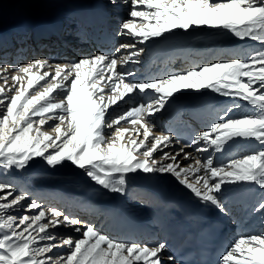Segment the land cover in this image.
<instances>
[{
  "label": "snow or ice",
  "instance_id": "snow-or-ice-1",
  "mask_svg": "<svg viewBox=\"0 0 264 264\" xmlns=\"http://www.w3.org/2000/svg\"><path fill=\"white\" fill-rule=\"evenodd\" d=\"M108 3L114 7L130 4L129 15L141 18L140 25L122 21L120 29L131 37H141V44L154 37L169 39L176 29L187 32L206 26L231 32L240 40L258 42L260 47L247 58L206 64L151 82L129 81L131 73H121L117 68L119 63L138 62L133 57L138 58L141 50L119 58L115 54H96L54 66L46 59L20 66L15 71L23 75L11 77L19 89L9 88L14 91L10 97L0 95V177L23 171L35 158L52 168L67 161L83 170L95 185L123 194L129 173L170 174L198 202L221 213H229L225 206L227 193L242 188L252 191L254 187L261 193L260 199L247 214L264 224V0ZM129 48H135V44H121L115 51ZM41 69H45L42 74ZM2 70L7 72L8 66ZM25 78L27 86L22 83ZM3 80L7 84L8 77ZM36 85L40 87L29 93ZM184 89H209L235 100L186 145L196 146L195 151L206 156L165 152L160 160L169 162L160 163L153 154L161 151V145L171 144L173 137L165 133L156 136L144 116L163 112L174 94ZM3 93L5 88L0 86ZM137 95L150 99L111 115L110 106L119 107L121 101L135 103ZM49 120L58 121L49 125L55 136L42 130ZM122 121L139 125L143 131L137 129L135 135L142 138L129 136L127 145L119 143L129 132ZM105 129L112 131L106 133ZM178 156L191 163H180ZM27 199V194L18 192L14 184L0 179V264H164V242L113 240L93 225L61 211L53 210L46 216L36 200L24 203ZM18 210L28 214L14 215ZM60 226L71 228L80 237L52 231ZM65 245L66 253L54 251ZM217 264H264V231L241 233L221 253Z\"/></svg>",
  "mask_w": 264,
  "mask_h": 264
},
{
  "label": "bare ground",
  "instance_id": "bare-ground-1",
  "mask_svg": "<svg viewBox=\"0 0 264 264\" xmlns=\"http://www.w3.org/2000/svg\"><path fill=\"white\" fill-rule=\"evenodd\" d=\"M11 2L13 3L10 5L4 1L0 2V37L4 41L12 36L15 37V40H9L7 45L3 42L0 44L2 46L0 52L5 55L9 54L7 58L0 54V86L5 88V93L0 95L5 97L14 94V91H8L9 88L19 89L20 87L11 77L17 74L23 75V73H17L15 69L39 59H46L54 66L57 63L78 61L82 57L96 54L110 56L115 54L119 58L131 55L132 51L141 50L138 58L133 57V60H138V62L119 63L117 68L121 73H131L128 76L129 81L151 82L194 68L192 61H195V58L198 59L196 67H199L227 62L235 58H247V55L254 53L260 47L258 42L247 38L239 39L231 46L217 41L218 37L204 44H197L196 41L202 38L188 37L191 30L184 32L180 29L174 30L175 35L169 39H164L163 36L154 37L141 44L139 43L141 37L134 38L127 35L117 24L119 20H132L139 26L141 18L130 17V4L114 7L108 3V0H14ZM91 21H98L102 26L105 43L98 47H101V50L107 48L108 53L94 48L92 53L87 51V46L91 50L94 43L91 37L85 38L84 35V30ZM62 27L61 32H65L63 37L65 41L51 36V31L62 29ZM192 30L197 31L196 28ZM43 31L47 33V38ZM197 32L200 33V31ZM66 34H72L73 40H77L78 44L74 45L68 41L67 39L71 37ZM170 35L169 33L164 34V36ZM121 44H135V48L121 49L120 52H116L115 50ZM26 56L28 59L23 60ZM19 57L21 61L18 62ZM5 65L8 66L7 72L2 70ZM44 70L41 69L40 73L42 74ZM4 76L8 77L7 84L4 83ZM22 83L27 86V78ZM40 84H44V81ZM39 87L40 85H36L29 89V93ZM148 99L150 98H141L137 95L135 103L118 102L119 107L112 105L109 112L111 115L119 114L132 107L133 104L136 106L140 103H147ZM234 100L233 97H222L209 89L199 91L184 89L174 94L163 112L155 113L154 117L145 114L144 119L149 121L156 136L165 133L173 137L172 143L167 147L161 145V151L154 153V157L160 163H167L169 161L160 160L165 152L169 154L184 152L196 158L206 156V153L196 152V146H186L190 145L191 141L183 143L180 133L196 127L194 136L205 130ZM236 102L246 103L238 100ZM34 119L38 121L39 117H34ZM201 120L203 124L198 123ZM56 122L58 123L55 120L47 121L42 130L55 136V132L49 128V125ZM121 124L129 129V132L119 143L127 145L129 136L137 140L142 138L135 135L139 125L124 121ZM139 131L142 132L143 129ZM38 160L39 158H35L33 162H30L28 166L30 170H28L25 182L13 184L18 192L27 194V200H36L41 209L46 212V216L50 215L53 210L61 211L66 215L81 219L85 224L93 225L96 230L113 240L144 244L164 242L167 245L163 252L164 264H179L174 259H168L169 256L174 258L176 240L192 232L197 225L204 223V218L210 214L216 216V221L227 225L229 233L226 231L222 238L225 250L233 239L240 237L241 233L255 234L264 231V224L260 222V219L247 214L249 207L260 199L261 193L254 187L252 191H245L242 188L239 191L227 193L225 206L229 213H221L214 207L198 202L170 174H146L142 171L129 173L125 177V192L120 194L95 185L83 170L70 162L66 161L56 168L44 166L41 168L38 167V164H41ZM178 160L185 165L191 163L179 156ZM69 167L77 171H68ZM114 178H118V175ZM52 231L58 232L60 236L80 237L79 233L69 227L60 226ZM54 251L57 254H64L68 248L65 245Z\"/></svg>",
  "mask_w": 264,
  "mask_h": 264
},
{
  "label": "rangeland",
  "instance_id": "rangeland-1",
  "mask_svg": "<svg viewBox=\"0 0 264 264\" xmlns=\"http://www.w3.org/2000/svg\"><path fill=\"white\" fill-rule=\"evenodd\" d=\"M2 1H4L6 4H8V5H10V4H12L13 2H11V1H14V0H0V2H2ZM122 21H118L117 22V24L118 25H120V23H121ZM196 28V30L197 31H200V33L199 32H197V31H194V30H192V29H195ZM200 29H197V27H193V28H191L190 30H191V32H190V34H189V36L188 37H190V36H192V37H195L196 39H200V38H202L200 41H196V43L197 44H204V43H206V41H209V40H213V39H216L217 37L219 38H217V41H220V43L221 42H223V44L224 45H226V46H231L234 42H236L237 40H239L238 38H236L231 32H228V31H226V30H221V29H217V30H209L208 29V27H206V26H201V27H199ZM63 30V27H62V29H61V31ZM189 30V31H190ZM221 30V31H220ZM188 31V32H189ZM207 31H212V33L213 32H215V34L213 33H211V35H210V33L209 32H207ZM195 32H197V33H195ZM206 32V33H205ZM220 32V33H219ZM202 33V34H201ZM216 33H218V34H216ZM197 34V35H196ZM196 35V36H195ZM200 36V37H199ZM212 36H215V37H212ZM219 36H221V37H219ZM199 37V38H198ZM35 52V51H34ZM114 52V51H113ZM133 52V51H132ZM28 56H26V57H24L23 58V60H27L28 58H27ZM34 57V56H33ZM19 61H21V58L19 57V59H18V62ZM223 97V96H222ZM234 98V97H233ZM135 104H133V106H134ZM132 106V107H133ZM115 115H118V114H114L113 116H115ZM57 123V122H56ZM56 123H54V124H56ZM34 127H36V125H34ZM105 132L106 133H108V132H111V130L109 129H105ZM51 151H53V150H51ZM142 156H140L139 157V159H143V158H141ZM37 159V158H36ZM39 160H40V162H41V164H38V167H41V168H44V167H50V166H46V164H45V162H43L40 158H39ZM39 160H38V162H39ZM44 166V167H43ZM28 170H30V167H27L26 169H24L23 171H17V172H14L13 174H11V175H8V176H6V177H0V179H4V180H6L7 182H10V183H23V181L25 182V179H26V175H27V173H28ZM68 171H72V172H76L77 171V169H74V168H72V167H69V169H68ZM74 184V183H73ZM75 185V184H74ZM31 202V200H27L26 202H24V203H30ZM14 214V213H13ZM24 214H28V213H26V212H22V211H16L15 212V214L14 215H17V216H20V215H24Z\"/></svg>",
  "mask_w": 264,
  "mask_h": 264
}]
</instances>
